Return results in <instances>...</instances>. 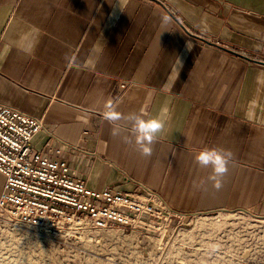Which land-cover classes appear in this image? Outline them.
<instances>
[{"label": "crops", "instance_id": "0c3cea01", "mask_svg": "<svg viewBox=\"0 0 264 264\" xmlns=\"http://www.w3.org/2000/svg\"><path fill=\"white\" fill-rule=\"evenodd\" d=\"M0 103L92 189L264 213V0H0ZM129 113L164 120L150 156ZM204 149L232 153L219 189Z\"/></svg>", "mask_w": 264, "mask_h": 264}, {"label": "built area", "instance_id": "2783aa9c", "mask_svg": "<svg viewBox=\"0 0 264 264\" xmlns=\"http://www.w3.org/2000/svg\"><path fill=\"white\" fill-rule=\"evenodd\" d=\"M43 127V117L0 103V172L4 175L1 230L32 232L39 238L84 235L93 229L141 228L167 233L169 228L163 226V220L175 213L206 220L211 217L218 219L207 224L213 230L209 234L214 236L209 238L212 264H219V260L238 264L239 258L242 264H264V213L245 208L186 213L169 206L156 191L92 189L86 180L71 175L66 160L52 158L34 146L33 139ZM223 213L233 220L224 228L218 218ZM179 229L183 230V239L190 233L186 228Z\"/></svg>", "mask_w": 264, "mask_h": 264}, {"label": "rangeland", "instance_id": "374dc122", "mask_svg": "<svg viewBox=\"0 0 264 264\" xmlns=\"http://www.w3.org/2000/svg\"><path fill=\"white\" fill-rule=\"evenodd\" d=\"M3 182L0 174V191ZM207 218L175 213L163 220L167 233L141 228L93 229L84 235L39 238L32 232L15 234L0 229V264H212L209 238L214 236L207 224L218 219ZM218 218L223 228L233 221L228 213ZM181 227L190 230L185 239ZM238 262L242 264L241 258ZM219 264H223L221 260Z\"/></svg>", "mask_w": 264, "mask_h": 264}, {"label": "clouds", "instance_id": "9594fccd", "mask_svg": "<svg viewBox=\"0 0 264 264\" xmlns=\"http://www.w3.org/2000/svg\"><path fill=\"white\" fill-rule=\"evenodd\" d=\"M169 22L167 16L161 17V24L166 25ZM67 59V57H66ZM71 63V61H69ZM106 111L104 112V119L109 122H115L121 119V116L116 112L111 103L106 104ZM128 119L133 121V129L136 132V143L140 146L141 154L144 156L151 155V148L148 146L154 140V138L163 130L164 120L160 117L150 120H144L136 113H129ZM120 134V128L118 125H114L112 129V135L117 136ZM126 142L128 138H124ZM147 142V143H145ZM232 157L230 151L219 149H204L195 156V161L201 166H206L209 163L213 166V176L210 179L216 181L215 187L219 189L221 187L220 181L217 177H222L228 171V163Z\"/></svg>", "mask_w": 264, "mask_h": 264}, {"label": "bare ground", "instance_id": "6f19581e", "mask_svg": "<svg viewBox=\"0 0 264 264\" xmlns=\"http://www.w3.org/2000/svg\"><path fill=\"white\" fill-rule=\"evenodd\" d=\"M1 173V172H0ZM2 174V173H1ZM3 175V174H2ZM4 176V175H3ZM4 183V182H3ZM2 189H3V186H2ZM2 189H1V191H0V193L2 192Z\"/></svg>", "mask_w": 264, "mask_h": 264}]
</instances>
